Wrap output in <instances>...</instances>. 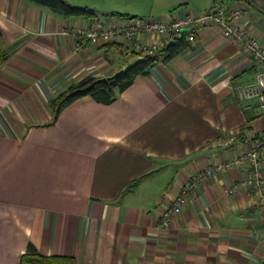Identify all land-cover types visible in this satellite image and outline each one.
<instances>
[{
	"label": "crops",
	"instance_id": "0c3cea01",
	"mask_svg": "<svg viewBox=\"0 0 264 264\" xmlns=\"http://www.w3.org/2000/svg\"><path fill=\"white\" fill-rule=\"evenodd\" d=\"M66 1L95 15L0 0V31L12 49L0 66V264H18L29 243L76 264H257L264 256L258 197L245 185L229 192L248 178L246 164L217 168L166 224L160 215L193 174L227 164L251 147L247 136L264 135L257 100H239L233 90L258 66L205 26L180 53L116 90L112 102L82 96L52 121L49 102L68 86L142 57L118 40L93 43L66 32L100 22L101 14L113 26L132 24L125 16H141L119 7L131 0ZM196 2L197 10L144 17L201 13L212 0ZM231 4L264 47V10L246 0Z\"/></svg>",
	"mask_w": 264,
	"mask_h": 264
},
{
	"label": "built area",
	"instance_id": "2783aa9c",
	"mask_svg": "<svg viewBox=\"0 0 264 264\" xmlns=\"http://www.w3.org/2000/svg\"><path fill=\"white\" fill-rule=\"evenodd\" d=\"M229 1V0H228ZM225 0H212L211 5L201 13L188 12L183 16H166V19L154 20L145 17L133 18L132 24H117L116 26L102 23L99 20L88 27H75L66 32H72L90 42L119 40L124 43V51L145 56L162 48L171 40L184 37L186 41L192 42L197 31L205 26L215 27L226 38L235 41L242 46L243 51L250 56L258 66L254 78L247 83H239L233 90L239 100L255 98L261 112L264 111V47L259 41L244 30L243 10L234 5H228ZM237 2V0H235ZM147 34L156 33L154 39L142 41L137 39L139 31ZM123 37V38H122ZM230 140L233 137H229ZM245 140H250L251 147L241 152L236 159L216 166L204 167L193 174L174 196L171 202L163 209L160 215L162 225L166 224L171 216L176 215L185 204L189 195L196 186L210 178L217 168H223L230 164L243 163L249 170L248 178L231 186L229 192H233L245 185L249 187L250 193L258 197V204L262 210L264 221V138L249 135ZM257 264H264V256Z\"/></svg>",
	"mask_w": 264,
	"mask_h": 264
},
{
	"label": "trees",
	"instance_id": "16d2710c",
	"mask_svg": "<svg viewBox=\"0 0 264 264\" xmlns=\"http://www.w3.org/2000/svg\"><path fill=\"white\" fill-rule=\"evenodd\" d=\"M39 5L47 6L53 11L62 13L63 15H86L93 17L95 12L83 6L72 5L66 0H29ZM256 7L250 0H246ZM212 3V2H211ZM211 5V4H210ZM260 11L263 9L257 8ZM187 14V13H186ZM185 14V15H186ZM127 15V14H121ZM125 17L135 18V15H128ZM189 42L184 37H178L168 42L162 48L140 57V59L128 64L117 73L106 77L87 76L80 81L68 86L58 95L52 98L49 106L52 111L54 121L60 111L68 104L82 96H90L96 101L102 103H110L115 99V91H122L128 87L133 79L140 74L147 73L149 67L153 65L156 60L167 61L173 56L180 53ZM11 47L4 44L2 34L0 31V66L10 57ZM18 264H76L73 257L65 255H43L34 248L32 244H28L26 250L21 254Z\"/></svg>",
	"mask_w": 264,
	"mask_h": 264
},
{
	"label": "rangeland",
	"instance_id": "374dc122",
	"mask_svg": "<svg viewBox=\"0 0 264 264\" xmlns=\"http://www.w3.org/2000/svg\"><path fill=\"white\" fill-rule=\"evenodd\" d=\"M172 3H176V4L172 5ZM196 4H200V2H196V0H131L130 2H120L119 7L121 9H125V11H128L130 13L135 12L137 15L141 17L147 15H152L153 17H155L161 13H166L169 10H178V9H183L185 7L188 9L197 10V7L195 6ZM112 20H114V18L108 15H104V14L100 15V21L105 23V25ZM118 41L121 42V44L119 45L122 46L123 44L121 38ZM98 42H104V41H98ZM51 120H53V117L51 118ZM255 137L264 138V135H256Z\"/></svg>",
	"mask_w": 264,
	"mask_h": 264
},
{
	"label": "water",
	"instance_id": "95a60500",
	"mask_svg": "<svg viewBox=\"0 0 264 264\" xmlns=\"http://www.w3.org/2000/svg\"><path fill=\"white\" fill-rule=\"evenodd\" d=\"M252 3H254L258 8L264 10V0H250Z\"/></svg>",
	"mask_w": 264,
	"mask_h": 264
}]
</instances>
